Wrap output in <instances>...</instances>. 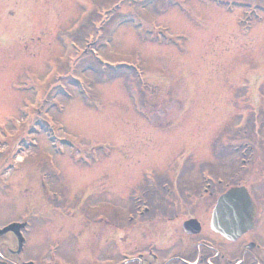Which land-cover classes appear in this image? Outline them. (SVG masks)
I'll list each match as a JSON object with an SVG mask.
<instances>
[{
    "label": "rangeland",
    "instance_id": "obj_1",
    "mask_svg": "<svg viewBox=\"0 0 264 264\" xmlns=\"http://www.w3.org/2000/svg\"><path fill=\"white\" fill-rule=\"evenodd\" d=\"M173 1L0 0V179L10 182L0 200L30 196L51 171L67 190L98 179L96 163L106 162L92 158L97 147L115 148L107 178L119 194L149 164L171 172L175 162L182 179L199 181L239 117L260 114L264 14ZM15 146L19 168L4 172ZM38 236L66 234L39 227Z\"/></svg>",
    "mask_w": 264,
    "mask_h": 264
},
{
    "label": "flooded vegetation",
    "instance_id": "obj_2",
    "mask_svg": "<svg viewBox=\"0 0 264 264\" xmlns=\"http://www.w3.org/2000/svg\"><path fill=\"white\" fill-rule=\"evenodd\" d=\"M252 10L260 18L264 2H254ZM227 135L205 164L207 178L199 181L182 179L184 168L175 162L171 172L149 164L138 180H121L128 188L119 194L116 177L107 178L115 174L108 163L115 148L99 147L93 149L104 151L92 158L106 163L95 162L98 179L67 190L53 182L61 171H51L52 177L36 180L30 196H2L0 264H264V109L240 116ZM51 149L63 154L60 147ZM213 165L224 175L214 174ZM18 168L14 163L8 171ZM247 172L254 177L247 180ZM9 184L0 179V189ZM233 187H244L254 205L251 226L234 239L215 230L214 213L217 199ZM39 227L66 234L65 242L39 237Z\"/></svg>",
    "mask_w": 264,
    "mask_h": 264
},
{
    "label": "water",
    "instance_id": "obj_3",
    "mask_svg": "<svg viewBox=\"0 0 264 264\" xmlns=\"http://www.w3.org/2000/svg\"><path fill=\"white\" fill-rule=\"evenodd\" d=\"M238 195L242 197L238 199ZM225 210L228 211V214L223 217L220 213ZM252 210L250 200L244 190L240 188L231 189L223 195L217 203L216 211L219 212V219L217 217L218 225H215V230L229 237H236L248 227L250 216L246 215V212ZM222 220L224 221V226ZM227 223H229V225ZM226 225L229 226V229Z\"/></svg>",
    "mask_w": 264,
    "mask_h": 264
}]
</instances>
